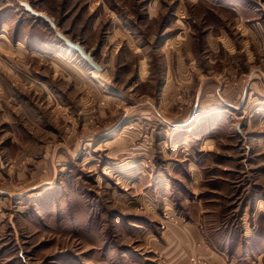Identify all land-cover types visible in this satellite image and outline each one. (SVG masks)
<instances>
[{
  "label": "rangeland",
  "instance_id": "1",
  "mask_svg": "<svg viewBox=\"0 0 264 264\" xmlns=\"http://www.w3.org/2000/svg\"><path fill=\"white\" fill-rule=\"evenodd\" d=\"M165 220L264 264V0H0V264H158Z\"/></svg>",
  "mask_w": 264,
  "mask_h": 264
},
{
  "label": "crops",
  "instance_id": "2",
  "mask_svg": "<svg viewBox=\"0 0 264 264\" xmlns=\"http://www.w3.org/2000/svg\"><path fill=\"white\" fill-rule=\"evenodd\" d=\"M167 223L166 230L156 246L162 257V262L158 264H233L206 242L198 225ZM193 258L200 259L201 262L195 263Z\"/></svg>",
  "mask_w": 264,
  "mask_h": 264
},
{
  "label": "water",
  "instance_id": "3",
  "mask_svg": "<svg viewBox=\"0 0 264 264\" xmlns=\"http://www.w3.org/2000/svg\"><path fill=\"white\" fill-rule=\"evenodd\" d=\"M29 11H31L32 14L44 19L47 21V23L52 27L58 38L65 43V45L69 48L74 50L75 52L79 53L82 59H84L93 69H97L99 71H103V67L97 63L93 55L89 53L82 44L78 42H74L71 39H69L64 33L60 31L56 23L46 14L41 12H35L32 8H28Z\"/></svg>",
  "mask_w": 264,
  "mask_h": 264
},
{
  "label": "built area",
  "instance_id": "4",
  "mask_svg": "<svg viewBox=\"0 0 264 264\" xmlns=\"http://www.w3.org/2000/svg\"><path fill=\"white\" fill-rule=\"evenodd\" d=\"M167 218H168V217H167ZM167 218H166V219H167ZM166 222H167V220H165V223H166ZM161 226H162V228H165V227H166V224H162Z\"/></svg>",
  "mask_w": 264,
  "mask_h": 264
},
{
  "label": "bare ground",
  "instance_id": "5",
  "mask_svg": "<svg viewBox=\"0 0 264 264\" xmlns=\"http://www.w3.org/2000/svg\"><path fill=\"white\" fill-rule=\"evenodd\" d=\"M99 71V70H98ZM99 72H103V71H99Z\"/></svg>",
  "mask_w": 264,
  "mask_h": 264
}]
</instances>
